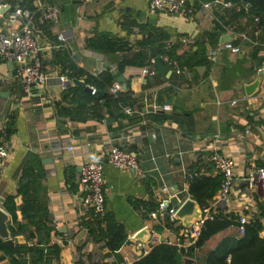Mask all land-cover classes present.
<instances>
[{
  "label": "crops",
  "instance_id": "crops-1",
  "mask_svg": "<svg viewBox=\"0 0 264 264\" xmlns=\"http://www.w3.org/2000/svg\"><path fill=\"white\" fill-rule=\"evenodd\" d=\"M2 1L28 8L24 2L30 0ZM149 2L32 0L34 10L46 5L60 10L58 24L43 29L51 44H60L58 34L66 36L62 49L44 53V69L54 80L35 89L38 95L27 96L22 84L10 76L8 65L0 64V144L8 150L2 160L0 199L5 202L16 196L26 163L33 158L41 160L45 172L42 196L53 228L51 242L61 248L59 259L52 264H121L124 258L134 263L144 256L135 245L144 231V241L154 232L160 241L164 238L165 243L175 245L182 227L170 225L164 217L153 219V206L158 200L167 202L176 197L182 204L192 198L188 181L191 174L218 177L209 161L214 153L234 160L237 182L230 201L218 212L229 218L246 216L250 223L264 210V184L254 192L245 184L251 163L264 167V75L259 93L248 97L245 91L260 74L264 47L243 45L237 55L221 50L216 62H209L208 67H186L185 75L178 76L165 66L170 74L160 75L154 58L157 50L138 45L142 31L164 33L168 41L175 42L179 55L197 52L201 47L208 55L218 49L223 36L213 38L215 30L206 18L151 14ZM104 33L126 41L128 50L106 55L87 48L88 40ZM183 38L190 40L189 46L179 42ZM55 55L70 56L72 64L87 74H112L110 95L119 84L117 79L124 76L127 89L119 93L123 100L92 103L88 109L99 110L76 121L60 117L57 105L75 109L63 101V96L76 87L73 81L77 79L69 78L71 72H64L61 65H54ZM121 65H125L123 71ZM145 67L156 69L157 76L145 77ZM58 77L72 84L62 85ZM79 81L86 84L84 77ZM128 109L133 114H128ZM115 147L136 156L144 176L105 163ZM89 161L104 163L106 214L121 224L127 235L128 242L117 253L94 240L84 227L93 217L84 203L79 178ZM217 194L209 203L213 204ZM85 230L87 234L79 239ZM241 237L238 226L217 234L195 252L196 264H207L209 255L224 241ZM13 242L15 248L26 244V239L19 236Z\"/></svg>",
  "mask_w": 264,
  "mask_h": 264
},
{
  "label": "built area",
  "instance_id": "built-area-1",
  "mask_svg": "<svg viewBox=\"0 0 264 264\" xmlns=\"http://www.w3.org/2000/svg\"><path fill=\"white\" fill-rule=\"evenodd\" d=\"M252 5L246 2L232 3L226 0H150L148 11L151 14L166 13L170 15H182L184 18H206L212 23L214 30L219 29L220 36L229 35L232 42L220 45L218 49L207 55L210 63H215L219 51L226 50L233 54H240L243 45L253 48L264 47L262 42L263 26L261 18L252 13ZM239 15V19L233 17ZM60 10L56 6L46 5L34 10L24 7H13L5 2H0V64L12 63L14 70L12 78L22 84L27 96L41 86L48 85L54 78L44 69V53L56 51L64 47L66 36L63 33L57 35L60 44H51L43 31L46 26L56 25L59 22ZM179 42L189 46L190 40L179 39ZM175 47V42L167 41L165 50L169 52ZM164 66L170 68L178 76L185 75L187 68L181 67L177 60L169 55L160 57ZM264 73V63L258 70ZM145 77L157 76L156 69L145 67L142 70ZM62 85L70 83L65 77H58ZM92 95L96 90L90 87ZM122 90L120 84L114 85L112 94L117 96ZM133 114L131 109L126 111ZM7 148L0 144V174L2 172V160L7 158ZM210 163L221 177V185L215 201L202 207L203 219L195 223L191 228L185 229L175 218L177 210L170 208L166 201L158 200L156 209L151 213L155 220L164 217L172 226L180 225L181 234L176 240L175 246L181 251L188 250L195 245L201 235L206 221H212L218 208L230 201L235 182V162L230 157L218 153L212 154ZM105 163L121 171H131L139 176H144L141 165L136 156L121 149L112 148L106 156ZM247 185L250 191H256L259 184H264V167H258L251 163L247 170ZM81 193L84 203L92 217L101 219L106 215L105 175L104 163L89 161L82 167L79 178ZM239 233L245 235V226L249 224L246 216L240 217ZM133 240H135L133 238ZM160 240L154 232L145 241H136V248L148 254L152 248L160 244ZM187 258V257H185ZM230 263V258L227 259ZM121 264H133L128 258H124Z\"/></svg>",
  "mask_w": 264,
  "mask_h": 264
},
{
  "label": "trees",
  "instance_id": "trees-1",
  "mask_svg": "<svg viewBox=\"0 0 264 264\" xmlns=\"http://www.w3.org/2000/svg\"><path fill=\"white\" fill-rule=\"evenodd\" d=\"M226 1L232 3L246 2L252 5V13L261 18V25L263 26L262 42H264V0ZM31 2L32 0L24 2V5L32 9ZM235 17H239V15ZM141 34L142 38L138 41V45L142 49H156L157 56L154 58L169 55L172 59L177 60L181 67H187L190 70L209 66L206 49L203 47L197 52L179 55L176 47L169 52L165 50L168 37L164 33L154 30L151 32L142 31ZM219 37L220 32L217 28L213 38L218 39ZM128 47L129 44L123 39L114 38L105 33L98 34L95 38L87 41V48L106 55L125 52ZM53 63L55 66L61 65L64 72L70 71L69 78L71 79L80 80L84 77L86 84L96 90V94L92 95V93L86 92L84 88L79 86L68 89L64 93L63 101H68L69 104L75 106V109L57 105V112L60 117H67L72 121H76L89 112L95 114L99 110L97 107L88 109V105L92 103L97 105L99 102H109L111 100L120 102L123 100L120 94L114 96L108 93V89L114 83L112 74L104 73L98 76L87 74L73 65L70 56L66 55L64 57L55 55ZM124 66H120V71H123ZM7 131L11 133L9 127ZM44 177L45 172L41 160L38 158L31 159L23 168L17 195L8 197L2 204L3 210L11 217L9 230L12 238L23 236L26 239V244L17 245L14 250H10L0 239V264H52L54 260L59 259L61 248L51 242L53 228L48 207L42 196L41 182ZM188 178L189 192L192 198L201 207L207 206L220 189L221 177L198 178L191 174ZM155 209L156 206H153V210ZM262 219H264L263 209L260 217H256L245 226V235L237 240L224 241L215 252L209 255L207 264H264V238L261 236L264 231ZM239 221L240 219L235 215L229 218L223 212L217 211L212 221L205 222L200 237L188 252L180 251L175 245L160 243L133 264H183L185 257L194 258L195 252L204 247L217 234L231 226L239 227ZM103 225L105 226L103 227ZM84 227L88 229L94 240L104 242L106 248L112 253H117L128 242L124 227L109 214L101 219L92 218L91 221L84 223ZM31 242H34L33 245H29ZM228 258H230V263L227 262ZM6 260L8 261L6 262Z\"/></svg>",
  "mask_w": 264,
  "mask_h": 264
},
{
  "label": "water",
  "instance_id": "water-1",
  "mask_svg": "<svg viewBox=\"0 0 264 264\" xmlns=\"http://www.w3.org/2000/svg\"><path fill=\"white\" fill-rule=\"evenodd\" d=\"M228 42H232V38L229 35L223 36L221 39L220 44H226ZM10 76L12 77V73L14 70V65L12 63H7ZM155 65L157 68V71L160 75L166 76L167 74H170V71L163 65L161 58H157L155 60ZM204 69V68H203ZM263 75L264 73L261 72L256 79V81L250 85H247L245 87V91L248 97H252L256 95L257 93L260 92L261 86L263 83ZM117 82L120 84L121 88L123 90L127 89V80L125 79L124 76H120L117 79ZM75 86L82 87L86 90V92L91 93L90 87H88L85 83L79 81V80H74L73 81ZM72 84V83H71ZM68 83L67 86L71 85ZM39 93H34V91L31 93L32 96L38 95ZM236 181L234 182V185H236ZM245 184H247V181H245ZM0 203L3 204L4 200L0 199ZM169 206H173L177 210V214L175 216L176 220L181 223V225L185 229L191 228L195 223L201 222L203 219V211L201 205L195 201L193 198H189L186 201H184L182 204H180V201L178 198H173L170 201L167 202ZM11 222V217L10 215L4 211L0 207V239L3 241V244L9 248L10 250L14 249V242L13 238L11 235V232L9 230V223ZM87 230L83 231L81 235L79 236V239H82L86 234ZM147 234L146 231L141 233L136 240L138 241H144V237ZM262 238H264V231L261 234ZM161 243H165V239L161 238ZM183 264H196V261L194 258H184Z\"/></svg>",
  "mask_w": 264,
  "mask_h": 264
},
{
  "label": "rangeland",
  "instance_id": "rangeland-1",
  "mask_svg": "<svg viewBox=\"0 0 264 264\" xmlns=\"http://www.w3.org/2000/svg\"><path fill=\"white\" fill-rule=\"evenodd\" d=\"M194 258H195V256H194Z\"/></svg>",
  "mask_w": 264,
  "mask_h": 264
}]
</instances>
